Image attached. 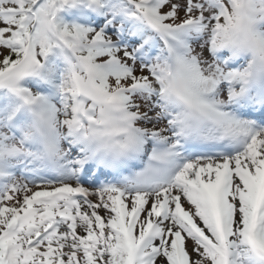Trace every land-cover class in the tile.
<instances>
[{
	"label": "snow or ice",
	"instance_id": "snow-or-ice-1",
	"mask_svg": "<svg viewBox=\"0 0 264 264\" xmlns=\"http://www.w3.org/2000/svg\"><path fill=\"white\" fill-rule=\"evenodd\" d=\"M0 264H264V0H0Z\"/></svg>",
	"mask_w": 264,
	"mask_h": 264
}]
</instances>
